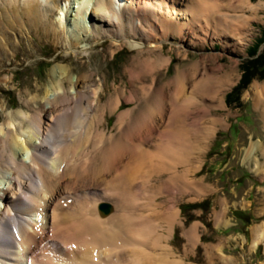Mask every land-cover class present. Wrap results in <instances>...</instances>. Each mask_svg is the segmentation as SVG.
Segmentation results:
<instances>
[{"label": "bare ground", "instance_id": "1", "mask_svg": "<svg viewBox=\"0 0 264 264\" xmlns=\"http://www.w3.org/2000/svg\"><path fill=\"white\" fill-rule=\"evenodd\" d=\"M6 1L17 10V1ZM220 1L23 0L22 10L40 18L58 9L56 29L70 23L117 45L133 38L138 51L127 68L129 93L115 85L116 95L109 90L103 102L106 79L98 71L73 77L69 66L56 65L42 104L32 95L35 106L10 112L3 123L0 117V264H188L170 241L183 225L176 195L196 184L193 191L202 195L204 179L193 175L218 126H228V115L214 111L227 108L235 79L220 54L208 53L178 64L161 82L172 61L164 43L177 37L182 61L190 47L209 41L241 53L249 18L224 20ZM239 4L252 8L251 0ZM231 62L234 71L238 61ZM252 87L248 95H255L264 120V84ZM124 102L141 106L122 110ZM114 114L115 132L107 127ZM262 158L264 141L250 137L243 160L264 177ZM161 196L168 199L158 203ZM198 228L184 231L192 248L201 239ZM254 233L252 247L264 243V224Z\"/></svg>", "mask_w": 264, "mask_h": 264}, {"label": "rangeland", "instance_id": "2", "mask_svg": "<svg viewBox=\"0 0 264 264\" xmlns=\"http://www.w3.org/2000/svg\"><path fill=\"white\" fill-rule=\"evenodd\" d=\"M5 1L0 0L2 123L8 120L10 112L22 107L28 110L35 106L31 101L32 95H38V102L42 104L40 99L51 82L52 71L56 65L69 66L73 77L98 71V74L106 79L103 102L111 98L109 90L113 97L116 95L113 89L115 85L123 83L128 88V93L130 92L132 87L127 68L131 66L138 51L133 45V38L132 42L122 41L117 45L112 43L109 36L100 38L90 32L81 31V33L70 23L56 29L51 22L54 21L53 16L58 14V9L49 13V19H46L25 13L22 10L23 0H15L16 11V7H13V11L8 10ZM237 1L236 5H231L230 0L220 1L222 7L218 13L224 20L233 23H237L239 15L249 18L247 25L249 36L241 48V53L223 49L220 42L212 46L209 41L206 46L199 44L190 47L189 58L182 61L174 50V43L179 42V39L175 37L176 39H172L174 43L170 41L164 43V52L171 55L172 61L167 73L162 72L161 82H165L175 74L178 64L188 65L198 60L202 54L208 53L220 54L221 62L233 73L235 79V83L229 87L225 97L227 108L214 111L216 117L228 115V126H218L210 146L203 153L202 169L193 175L199 182L200 179H204L206 187L202 195L198 197L193 191L200 189L199 184H196V187L192 186L194 189L184 195H176L183 225H176L177 228L170 241L177 256L186 258L188 264H227V262L264 264V243L259 242L252 247L255 238L254 229L264 224V177L262 172L254 170V162L249 165L243 160L244 148L250 143V137L264 141V120L260 107L255 106V95H248L249 92H253L254 84H264V70L262 75H253V78L251 76L249 83H242L244 72L242 65L253 57L251 56L253 49H257L256 57L264 56V0H251L252 8L239 4L241 0ZM5 9L8 13L4 12ZM70 13H75L71 7L68 14ZM79 36L82 38L78 39ZM170 47L173 49L169 50ZM232 59L238 61L234 71L231 67ZM66 85L70 86L68 82ZM139 85V82L135 84L136 87ZM137 103L124 102L121 109L137 105L140 107L141 103ZM116 119L115 114L108 118L109 131L117 130ZM256 156L261 157L258 153ZM261 160L264 161L263 158ZM165 177L166 175L162 176L156 183ZM166 199L167 196H161L158 203H164ZM191 204H198L201 207L193 208ZM194 223L199 224L201 239L192 248L184 231Z\"/></svg>", "mask_w": 264, "mask_h": 264}, {"label": "trees", "instance_id": "3", "mask_svg": "<svg viewBox=\"0 0 264 264\" xmlns=\"http://www.w3.org/2000/svg\"><path fill=\"white\" fill-rule=\"evenodd\" d=\"M256 54H257V49H253L252 54H251V56H253V57L242 65V68L244 71L243 72V78H242L243 84L249 83L251 76L253 78L254 76L260 75L262 73V71L264 70V56L258 55L256 57ZM191 205L193 208L201 207L198 204H191ZM238 215H239V213H238ZM241 217H242V215H240V218Z\"/></svg>", "mask_w": 264, "mask_h": 264}, {"label": "water", "instance_id": "4", "mask_svg": "<svg viewBox=\"0 0 264 264\" xmlns=\"http://www.w3.org/2000/svg\"><path fill=\"white\" fill-rule=\"evenodd\" d=\"M101 208L105 209V211H108L110 207L108 205H103Z\"/></svg>", "mask_w": 264, "mask_h": 264}]
</instances>
